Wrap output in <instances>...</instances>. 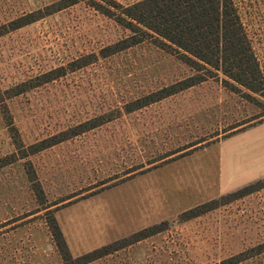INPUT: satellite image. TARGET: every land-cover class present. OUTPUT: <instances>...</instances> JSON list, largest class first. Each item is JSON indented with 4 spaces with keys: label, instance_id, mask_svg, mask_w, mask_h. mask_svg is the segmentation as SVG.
<instances>
[{
    "label": "rangeland",
    "instance_id": "1",
    "mask_svg": "<svg viewBox=\"0 0 264 264\" xmlns=\"http://www.w3.org/2000/svg\"><path fill=\"white\" fill-rule=\"evenodd\" d=\"M54 1L0 0V26ZM117 1L127 4L134 0ZM235 2L264 74V0ZM127 34L112 18L80 1L1 35V90L60 66L69 68L71 61L82 56L96 54L97 59L0 101V158L11 153L20 156L30 144L100 114L116 118L124 113L127 102L194 73L151 40L100 56L103 47ZM257 98L264 103V98ZM263 112L224 88L220 80L208 79L120 116L99 130L86 131L1 167L0 264L62 263L45 213L55 208L72 256L168 221L164 231L88 264H213L264 242ZM258 115L255 121L262 122L166 171H148L128 186L65 205L105 188L108 183H101L115 174L117 165L149 161L158 150ZM9 119L16 127L17 142ZM122 143L128 152L124 163L115 156L125 149ZM25 160H30L36 173L42 201L28 180ZM226 173L233 176H224ZM257 180H262L263 187L256 192L193 219L178 218L184 210ZM237 264H264V251Z\"/></svg>",
    "mask_w": 264,
    "mask_h": 264
},
{
    "label": "trees",
    "instance_id": "2",
    "mask_svg": "<svg viewBox=\"0 0 264 264\" xmlns=\"http://www.w3.org/2000/svg\"><path fill=\"white\" fill-rule=\"evenodd\" d=\"M80 1H85L92 8L112 18L118 25L128 31L125 37L103 47L100 50L101 57L117 54L145 40H151L157 47L176 55L194 71L193 74L183 79L127 102L124 106V112L128 113L150 105L208 79L220 80L222 86L227 90L240 94L248 102L264 109V103L257 98V96L264 98V74L253 51L235 0H134L127 4H122L117 0H57L46 5L42 10L38 9L20 15L7 25H1L0 36ZM93 59H97L96 54L82 56L71 61L69 68L60 66L6 90L0 89V93L2 91L6 93L0 96V101L51 82L66 74L67 71H74L87 66L94 61ZM261 115H264V112ZM261 115L248 117L243 122L231 124L221 132L214 131L209 136H203L184 147L163 154L159 159H164L176 153L178 154L172 156V159L187 155L196 149L198 147L196 145L199 143L209 144L218 139L220 135L227 137L262 122V119L255 121ZM112 119L114 118L108 119L104 114H100L71 126L67 130L34 142L26 149H22L20 156L11 153L1 157L0 168L17 161V159H25L28 155L85 133ZM8 122L10 130H14L12 132L15 137L14 141L17 142L16 127L12 125V119H9ZM190 147L193 148L188 149ZM185 149L188 150L184 151ZM24 163L28 180L32 183L37 199L42 201L44 199L43 191L36 173L31 167V162L25 160ZM150 168H145L143 171ZM262 183V180H257L217 198L200 203L182 211L178 218L182 221L193 219L230 201L260 190L263 187ZM98 191L82 195L65 205L91 196ZM57 209L47 210L45 213L52 238L62 258L61 264H88L121 248L160 233L167 229L168 225V221L163 220L85 254L72 256L55 217V210ZM263 251L264 242L213 264H237Z\"/></svg>",
    "mask_w": 264,
    "mask_h": 264
},
{
    "label": "crops",
    "instance_id": "3",
    "mask_svg": "<svg viewBox=\"0 0 264 264\" xmlns=\"http://www.w3.org/2000/svg\"><path fill=\"white\" fill-rule=\"evenodd\" d=\"M202 83V82H201ZM201 83H199V84H201ZM199 84H197V85H194V86H192V87H189V88H187V89H184V90H182V91H180V92H178V93H175V94H172V95H170V96H168L169 98H171V97H174L175 95H177V94H180V93H182V92H185V91H188L189 89H191V88H193V87H195V86H198ZM168 97H166V98H164V99H168ZM164 99H162V100H160V101H163ZM160 101H157V102H160ZM157 102H155V103H157ZM155 103H152V104H150V105H147V106H144V107H142V108H139V109H137V110H134V111H131V112H124V113H122L120 116L121 117H125L126 115H128V114H131V113H134V112H136V111H139V110H141V109H143V108H146V107H148V106H151V105H153V104H155ZM120 116H117L116 118H114V119H112V120H109V121H107V122H105V123H103V124H101V125H98V126H96V127H94V128H92L91 130H89V131H94V130H99L101 127H103L106 123H110V122H113L114 120H116V119H120L121 117ZM158 129V127H156V130ZM222 131V130H221ZM221 131H218V132H221ZM212 133V131H210V132H207V133H205V134H202V135H200V136H196V138H194V139H192V140H189L188 142H186V143H182V144H180V145H176V146H174V147H172V148H169V149H167V150H164V151H161V150H158V154H156V155H154V156H152L151 158H150V160L149 161H145V162H133V163H131V164H129V165H127V166H125V165H117L115 168L117 169V171H115V174H113L110 178H108V181H105V182H102L101 184H105V183H108V185H106V186H108V187H105V188H103L102 190H100V191H98L97 193H100V192H102V191H105V190H111V189H113V188H115V187H119V186H121V187H125V186H128V185H130V184H132L133 182H134V180H135V178L137 177V176H142V175H144V173H146V172H148V171H151V170H157V171H166V170H168L169 168H172V167H174L177 163H179L180 161H182V160H185V159H187V158H189V157H191L192 155H194V154H196V155H198V154H201V153H203L204 151H206L209 147H210V145H214V144H218V143H220L221 141H222V139L223 138H225V137H222L221 135L218 137V139H216L214 142H212V143H209V144H206V143H204V142H202V143H199V144H197L196 146H198L196 149H194L193 151H191L189 154H187V155H184V156H180V157H177V158H174V159H172L171 157L172 156H175L176 154H178V153H176V154H174V155H171V156H168V157H165L164 159H159V157L160 156H162L163 154H165V153H167V152H169V151H172V150H175V149H178V148H181V147H184V146H186V145H188V144H190L191 142H193V141H195V140H197L198 138H201V137H203V136H209L210 134ZM234 134V133H233ZM232 135V134H231ZM124 139V138H123ZM122 138H121V140H123ZM209 140H211V139H209ZM123 144V146L125 147V149L123 148L122 149V152H121V154H119L118 153V155H115L117 158H119V157H122V159L125 157V155H127L128 154V152H126V146L124 145V143H122ZM199 145H201V146H199ZM191 148H193V147H190V148H188V149H191ZM188 149H185L184 151H186V150H188ZM161 151V152H160ZM181 152H183V151H181ZM130 158H132V157H130ZM122 159H120V162L122 161ZM112 161H114L115 162V159L114 160H112ZM125 161H127V160H125V159H123V163L125 162ZM116 164V163H115ZM148 164V165H147ZM203 165L204 166H207L208 165V163L207 162H203ZM151 167V168H150ZM120 168V169H119ZM145 168H150V169H148V170H146V171H143V169H145ZM208 171H209V168L207 169ZM211 170V169H210ZM211 175H217V176H220L221 174L220 173H218V174H210V173H207L206 174V176H211ZM224 176H233V174H229L228 175V173H226ZM97 193H95V194H97ZM94 195V194H93ZM57 210H59V209H57ZM57 210H55V217H56V212H57ZM56 220H57V217H56ZM61 229V228H60ZM62 231V230H61ZM63 233V232H62ZM64 235V234H63ZM64 238H65V236H64ZM66 240V239H65ZM71 253V252H70Z\"/></svg>",
    "mask_w": 264,
    "mask_h": 264
}]
</instances>
